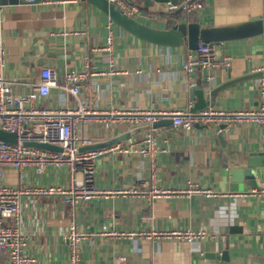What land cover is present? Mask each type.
I'll use <instances>...</instances> for the list:
<instances>
[{
    "label": "crops",
    "instance_id": "crops-1",
    "mask_svg": "<svg viewBox=\"0 0 264 264\" xmlns=\"http://www.w3.org/2000/svg\"><path fill=\"white\" fill-rule=\"evenodd\" d=\"M135 1L142 16L138 20L151 19L150 26L163 29L182 16L202 27L264 16V0H206L204 8L190 14L158 12L156 6L163 8L165 4L149 6L144 0ZM173 12L180 16L177 20L172 19ZM2 18L0 35L7 56L2 73L17 80L14 93L28 92L24 83H34L43 67L53 69L57 84L63 86L64 73L82 71L83 57L88 55V74L79 83L78 99L106 116L157 113L161 115L158 121L166 119L156 127L154 122L135 125L115 119L76 127L75 133L91 143L118 139L97 151L92 179L97 190L113 194L91 198L76 207L43 194L22 195L17 218L29 239L27 252L35 257L36 264H68L63 234L70 222L90 236L81 247V264H264V181L256 174L264 162L260 154L261 126L231 123L220 139L204 127L176 130L167 121L170 113L188 110L189 102L194 106L195 100L189 96L191 86H214L231 77L259 71L264 63L262 39L218 43V56L230 57V66H195L189 72L184 64L189 55L197 56L196 50L186 45L171 48L139 40L84 1L65 6L21 1L4 5ZM109 34L111 62L108 53L96 50L106 44ZM109 69L114 73L108 75ZM100 71L104 74H96ZM207 76L213 80L208 82ZM262 76L227 87L214 97L211 108L247 111L256 107L260 90L256 80ZM44 103L56 110L73 108L76 98L63 88H52ZM148 128L155 129L158 147L164 149L156 157L159 187L173 191L191 182L211 189V196L172 194L149 201L146 192L151 185L150 158L115 148L117 144L126 147ZM232 169L240 171L241 179L230 172ZM246 170L258 191L245 184ZM19 177L16 169L3 167L1 184L18 188ZM68 178L66 168L46 167L41 174L34 168L25 169L21 181L27 186L66 187ZM77 178L81 179L79 173ZM59 219L63 220L61 224ZM5 224L13 226L14 219H7ZM102 231L127 236H100ZM172 231H204L206 238L187 242L153 235ZM224 251L226 259L221 258ZM209 254L215 256L206 257ZM0 264H6L2 252Z\"/></svg>",
    "mask_w": 264,
    "mask_h": 264
},
{
    "label": "built area",
    "instance_id": "built-area-1",
    "mask_svg": "<svg viewBox=\"0 0 264 264\" xmlns=\"http://www.w3.org/2000/svg\"><path fill=\"white\" fill-rule=\"evenodd\" d=\"M25 3L38 2L41 5H67L76 0H21ZM114 3L122 12L137 20L142 18L135 0H108ZM206 0H178L175 4L166 3L165 7L156 6V11H181L186 14L195 13L204 8ZM164 10V11H163ZM3 6L0 5V25L3 22ZM112 37L107 36L106 44L96 50L108 53V60L111 62ZM217 44H204L198 42L197 56H188L184 67L191 72L195 66L202 69H212L220 63L227 69L230 66V57L218 56ZM7 60L5 42L0 35V130L15 134L14 144L0 139V252L6 255V264H36L33 255L28 254V236L20 228L18 214L21 208L20 197L29 194H43L50 197L60 198L63 203L76 207L94 197H107L111 192H102L92 185L94 173V159L97 151L79 152V148L91 143V140L75 133L76 127L93 125L106 119L128 120L135 125L140 123H153L160 118L157 113H128L123 116H106L89 107L86 101L77 97L78 86L81 80L88 74L89 56L83 57L82 71L69 70L64 73V85L57 84L56 73L49 67H43L37 72V79L34 83L27 82L24 85L28 92L24 94L14 93L18 85L17 80L4 77L2 68ZM263 76L257 79L260 87L259 99L256 107L247 111H227L219 108H208L207 110L192 111V103H188V110L170 113L169 118L176 130L188 131L194 126L209 129L212 125L231 123H254L260 125L261 140L264 153V63L258 69ZM113 70L107 71L108 75ZM96 74L103 75L100 71ZM206 80L211 82L212 76ZM52 88H63L76 98V105L73 108L52 109L44 102ZM167 115V113H164ZM168 116V115H167ZM25 142L47 143L60 147L62 151H48L40 148L24 145ZM123 153L141 155L150 158L151 161V185L146 192L149 201L160 197H169L172 194L199 193L211 196L212 190L198 187L189 182L186 188L170 191L162 189L157 183L158 165L156 157L164 149L158 147L157 134L154 128L142 131L137 140L129 141L126 147L117 144L115 147ZM10 166L17 170L20 175L18 188H11L1 184L3 167ZM46 167L53 169L66 168L69 174V181L66 187L59 185H35L27 186L22 179L25 169L34 168L38 173H44ZM81 179L78 180L77 174ZM14 219V225L5 224L7 219ZM59 224L62 219L57 220ZM100 236H127L126 233L102 231ZM155 236L176 237L191 242L195 239H205L204 231H172L153 233ZM89 235L81 232L73 223H68L63 238L68 248V264H81V247L89 240Z\"/></svg>",
    "mask_w": 264,
    "mask_h": 264
},
{
    "label": "water",
    "instance_id": "water-1",
    "mask_svg": "<svg viewBox=\"0 0 264 264\" xmlns=\"http://www.w3.org/2000/svg\"><path fill=\"white\" fill-rule=\"evenodd\" d=\"M84 1L93 7L97 8L104 14H106L115 25L144 42L164 46V47H182L186 45L189 50H196L198 42L204 44H218L224 42L238 41L244 39H262L264 47V16H254L246 21L222 25L213 27H202L197 22H191L185 17H180L172 26L168 28H157L147 25L134 17H130L122 12L114 3L108 0H80ZM178 0H144L145 4L153 6V4L163 5L166 3L175 4ZM21 0H0V5L19 3ZM262 76V72H248L237 77H231L225 81L219 82L216 85L196 86L193 85L189 88V96L192 100H195V104L192 107V111L207 110L211 106H214V97L222 92L229 86L235 83L248 80L251 78H257ZM166 119L154 122L152 125L157 126L164 122ZM172 123L171 119H168ZM226 128L225 124L212 125L208 131L213 136H217L220 139L223 138L222 132ZM0 139L14 144L16 142V136L13 133L0 130ZM118 139H110L104 142H94L88 145L81 146L79 152L85 151H98L103 147L117 142ZM24 145L29 147L40 148L48 151H62L60 147H56L47 143L38 142H25ZM264 158V153H260ZM252 156L253 153H250ZM256 174L260 181H264V162L259 166ZM247 171V170H246ZM243 171V180L245 184L251 189L259 190L254 178L250 172ZM236 178L241 179L240 171L232 169L230 171ZM214 254L206 255V257L212 258ZM221 258L226 259V252L222 253Z\"/></svg>",
    "mask_w": 264,
    "mask_h": 264
},
{
    "label": "trees",
    "instance_id": "trees-1",
    "mask_svg": "<svg viewBox=\"0 0 264 264\" xmlns=\"http://www.w3.org/2000/svg\"><path fill=\"white\" fill-rule=\"evenodd\" d=\"M192 15H190L189 16V18H193V17H191ZM178 17H180L177 13H174L173 12V14H172V19H176V18H178ZM177 20V19H176ZM193 21H194V18L192 19ZM178 21V20H177ZM176 21H173L172 23L174 24Z\"/></svg>",
    "mask_w": 264,
    "mask_h": 264
},
{
    "label": "rangeland",
    "instance_id": "rangeland-1",
    "mask_svg": "<svg viewBox=\"0 0 264 264\" xmlns=\"http://www.w3.org/2000/svg\"><path fill=\"white\" fill-rule=\"evenodd\" d=\"M147 20V21H146ZM146 20H141V22H143V23H145V24H148L149 25V23H153L152 21H151V19H146Z\"/></svg>",
    "mask_w": 264,
    "mask_h": 264
}]
</instances>
